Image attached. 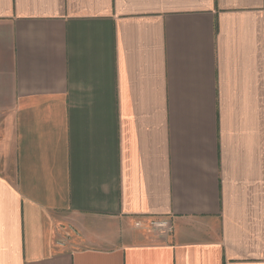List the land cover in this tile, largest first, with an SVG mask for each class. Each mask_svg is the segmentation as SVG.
<instances>
[{"label":"crops","instance_id":"crops-1","mask_svg":"<svg viewBox=\"0 0 264 264\" xmlns=\"http://www.w3.org/2000/svg\"><path fill=\"white\" fill-rule=\"evenodd\" d=\"M0 264H264V0H0Z\"/></svg>","mask_w":264,"mask_h":264},{"label":"rangeland","instance_id":"rangeland-1","mask_svg":"<svg viewBox=\"0 0 264 264\" xmlns=\"http://www.w3.org/2000/svg\"><path fill=\"white\" fill-rule=\"evenodd\" d=\"M164 221L162 219H148L144 222H142V224L140 222H137L136 226L137 227H143L145 229V231L147 232H151V233H155V235L160 236L162 235L163 232H165L166 228L164 230H161L162 228V224L161 222Z\"/></svg>","mask_w":264,"mask_h":264}]
</instances>
